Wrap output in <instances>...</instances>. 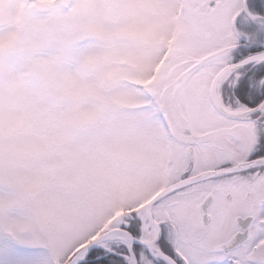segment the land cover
<instances>
[{
    "label": "snow or ice",
    "instance_id": "6c2138e0",
    "mask_svg": "<svg viewBox=\"0 0 264 264\" xmlns=\"http://www.w3.org/2000/svg\"><path fill=\"white\" fill-rule=\"evenodd\" d=\"M0 264H264V0H0Z\"/></svg>",
    "mask_w": 264,
    "mask_h": 264
}]
</instances>
